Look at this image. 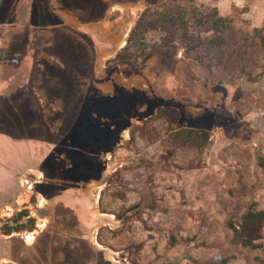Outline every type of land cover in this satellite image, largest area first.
Segmentation results:
<instances>
[{"label": "rangeland", "instance_id": "rangeland-1", "mask_svg": "<svg viewBox=\"0 0 264 264\" xmlns=\"http://www.w3.org/2000/svg\"><path fill=\"white\" fill-rule=\"evenodd\" d=\"M166 1L146 0L145 10L122 7L104 21L105 6L98 0H67L62 8L70 15L82 13L85 23H110L105 35L130 30L117 55L126 59L137 60L161 45L168 31L176 32L174 41L187 59L218 70V80L224 84L218 88L219 98L228 91L233 96L221 102L219 113L204 110L199 119L188 110L161 109L169 126L146 121L120 145L103 182L110 194L103 209L116 219L112 217L115 223L107 225L99 241L117 249L116 254L109 253L117 259L111 258V264H264V230L255 247L233 245L231 230L249 211H264V47L257 46L246 24L235 26L230 21L232 31L209 30V22L217 18L195 0ZM87 3L93 8L86 10ZM40 5L44 17L38 16ZM52 9L50 0H0V70L13 82H18L23 68L21 46L31 45L30 50L37 51L38 40L24 43L27 33L35 35L34 25L40 28L42 22L51 26L46 30L49 39L43 41L49 48L40 46L36 55L35 84L17 90L0 113V264H85L70 253V241L67 246L61 243L63 230L51 209L49 183L54 181V188L62 192L65 181L96 179L103 168L100 157L110 150L108 142L119 140L131 118L143 117L138 103L148 106L146 116L159 107L125 91L126 87L114 90L118 96L106 92L108 99L103 96L95 103L98 89L90 83L94 51ZM244 32L255 41L242 63L220 62L224 47L209 48L212 39L226 38L229 51L243 53L233 49V42L240 41ZM101 47H112L114 52L118 45L114 39ZM116 61L107 64L121 63ZM196 77L209 79L201 70ZM226 84L239 89H226ZM6 86L0 81V91ZM181 114L186 126L176 131ZM202 129L211 131L208 140L200 135ZM68 135L75 140L70 149L64 141ZM152 145L155 148L149 150ZM69 150L78 163L70 169L61 159Z\"/></svg>", "mask_w": 264, "mask_h": 264}, {"label": "crops", "instance_id": "crops-1", "mask_svg": "<svg viewBox=\"0 0 264 264\" xmlns=\"http://www.w3.org/2000/svg\"><path fill=\"white\" fill-rule=\"evenodd\" d=\"M66 1L67 0H50V5L53 7L52 11L57 18L66 20V22L61 23L69 26L72 30L76 31V33L81 34L94 51V69L90 83L98 89V95L95 97V103L102 101L103 96H107L106 92H110L112 96H118L114 90L126 87L125 91L130 90V94L132 95L137 93L140 96V100L143 99L145 102H148V104L153 103L155 106H159L154 109L153 115L146 116L149 109L148 106L141 107V101L138 103V114L143 117L141 118L138 116L136 118H131L128 123L129 125L121 131L119 140L114 141L113 139L111 142H108L110 150L105 152L100 157L103 168L101 175L96 176V179H90L87 183L65 181L61 183L66 185V190L62 192L57 191V189L54 188V181L52 184L49 183L53 189L51 190L53 195H51L50 199L51 209L55 213V215H53L55 217V221H57L56 223L58 224V228L63 230L61 234V243L64 245L66 244L67 246L70 241L71 243L68 246L70 247V253H75L80 257V259H82L81 261L85 262V264H111L109 261L112 259L116 261L117 259L115 256H110L109 253L112 252L116 254L118 251L114 245L112 247V244L99 241V238L101 236V232L108 228L107 225L115 223V220H113L112 217L116 219L115 214L103 209V205L108 204L109 200L106 198L107 194H109V192H106L107 184L103 182L108 175L107 166L110 165L109 161L113 153L120 150L119 147L123 142L132 139L133 131L138 126H142L146 121L159 120L164 123L163 125L165 127L169 126L170 121L168 118L162 116L157 117V113L161 109L174 107L180 112L188 110L193 117L196 116L194 119H199V115L204 110L212 112L216 111L219 113L218 109H221V102H223L224 99L226 101L232 99L233 96H231V93L228 91L224 99L221 97L219 98L218 90L220 88H224V84L218 80V70L208 69L199 61L192 58L187 59L184 56V49H181L178 46L177 41H174L166 47L157 45L149 49L146 54L139 57L137 60L135 58H131L110 67L107 63H113L111 62L112 60L117 62V55L124 47V40L127 38L130 30L123 35L114 32L112 33L111 31H108V34L105 35L103 32H105L106 28L110 26V23L102 21L85 23L81 18L82 13L70 15L69 13L67 14V12L62 11L63 5ZM98 1L106 7H104L106 11H104L102 15L103 21L107 18V15L116 11V9H121L122 7H133L135 10H145L148 6L145 2L146 0H122L120 3H112L110 0ZM195 1L200 6L210 8L212 10L215 9L219 17L230 19L233 21V25L235 26L246 24L251 30L264 29V0ZM82 2L85 3L84 1ZM87 6V9L86 6L84 7L86 10L93 8L90 3H87ZM37 11L39 17H42L45 14L42 5H40V8L37 7ZM42 24L43 25H41L42 27L40 28L37 24L34 25V29H37L35 30V35L31 37L29 33H27V38L24 39L25 44L31 43L32 40H38L37 51L34 49L33 51L30 50L31 45H23L20 48V52L23 51L25 56L22 60V65H19V67L22 68L23 66V68L20 69L18 82H13L14 80L11 76L6 78V72L0 70V81L1 83L7 84V89L5 88L3 91H0L1 115L5 112V108L2 106V104H5V100H10L17 90L19 91L27 87L28 84H35L34 81L38 73V63L36 57L37 52L40 49V46L41 48H49L50 46L49 44H45L46 42L43 41L49 39L50 35L46 32V30L51 26H48L47 22H42ZM108 37H111L109 38L110 40H107ZM114 39L118 45L116 51L112 52V47L111 49L101 47V44H110ZM29 58L32 59V61ZM47 58L53 61V63H56V59L54 57ZM200 70L205 72L209 79L202 78L197 81L195 78H198L196 76H199ZM30 78L33 79V81H31ZM249 84L250 83H248V85ZM225 86L226 89L230 86L231 89H239L237 88L238 85L226 84ZM8 90H10V92L6 93ZM218 99L220 102H217ZM97 109L98 111L100 110L99 108ZM182 116L183 115L181 114L180 118L177 120L178 125L176 131L181 129V125L182 128H185L184 125L186 126ZM189 128L200 129L194 127ZM204 131L209 132L210 130ZM169 135L170 134L168 133L165 137L169 138ZM65 138V145L68 149H70L75 143V140L70 135ZM148 148L149 150H152L155 147L152 145ZM73 155L74 153L70 150L61 155V159L65 162L66 168L70 169L78 164L77 161L74 160ZM24 168H26V166H24ZM30 169L35 170V168ZM95 184H97V186H95ZM68 209L71 211H69L68 214H64L63 211ZM50 227L52 226L50 225L49 228ZM97 227L98 229L96 230ZM48 231L49 229L46 231L47 234H49ZM93 234L96 236H93ZM70 235H73L74 237ZM41 247H43L42 243ZM107 257L110 260L107 259Z\"/></svg>", "mask_w": 264, "mask_h": 264}, {"label": "trees", "instance_id": "trees-1", "mask_svg": "<svg viewBox=\"0 0 264 264\" xmlns=\"http://www.w3.org/2000/svg\"><path fill=\"white\" fill-rule=\"evenodd\" d=\"M213 15H215L217 19L215 21L209 22V25H210L209 30L220 32L221 29L223 28L224 30L228 29L232 31L231 29L233 28L231 26L232 22H230L231 21L230 19H224V18L219 17L215 9L213 10ZM140 27H141V24L140 23L137 24L135 29L132 31L131 36H133L135 31L138 30ZM146 27H149V24H147ZM230 31H228V33ZM252 31H253L252 35H254L253 39L258 41L257 46H259L260 44V46L264 47V29H261V30L255 29ZM241 34H242V39H240V41L238 42L237 41L233 42V49L239 48V50L242 51L243 53H239L232 49L231 51H229V48H228L229 45L227 43L228 39L226 40V38H220L217 40L212 39L209 42V48L211 50L215 48L216 46L217 47L220 46V48L224 47L223 48L224 50L220 57V62L225 61V60L232 61L235 59V60H239L242 63L249 56V53L251 52L253 48V44L255 40H252L250 36H248L245 32ZM176 35H177L176 32L168 31V34L162 40L161 47H166L170 45L171 43H173L177 37ZM185 35L186 33H183V36ZM116 59L121 61V63L129 60L128 58L127 59L123 58V56L121 55H119ZM157 117H161V110L158 111ZM177 119L178 118H176L175 120ZM200 135H203V137L207 140L210 138V133L207 131H204ZM231 230L233 231V237H232L233 245H239V246H244V247H255L256 242L263 238L264 211H258V212L249 211L242 217L240 224L231 225Z\"/></svg>", "mask_w": 264, "mask_h": 264}, {"label": "built area", "instance_id": "built-area-1", "mask_svg": "<svg viewBox=\"0 0 264 264\" xmlns=\"http://www.w3.org/2000/svg\"><path fill=\"white\" fill-rule=\"evenodd\" d=\"M27 237H28V236H26V240H27Z\"/></svg>", "mask_w": 264, "mask_h": 264}]
</instances>
